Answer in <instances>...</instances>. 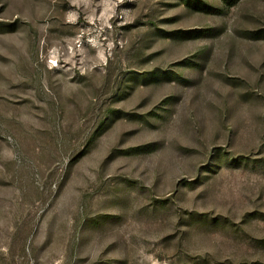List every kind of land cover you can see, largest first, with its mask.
I'll return each mask as SVG.
<instances>
[{
    "label": "rangeland",
    "instance_id": "rangeland-1",
    "mask_svg": "<svg viewBox=\"0 0 264 264\" xmlns=\"http://www.w3.org/2000/svg\"><path fill=\"white\" fill-rule=\"evenodd\" d=\"M0 264H264V0H0Z\"/></svg>",
    "mask_w": 264,
    "mask_h": 264
}]
</instances>
